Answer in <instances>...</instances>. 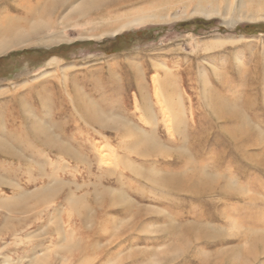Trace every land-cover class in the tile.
<instances>
[{
  "label": "rangeland",
  "instance_id": "1",
  "mask_svg": "<svg viewBox=\"0 0 264 264\" xmlns=\"http://www.w3.org/2000/svg\"><path fill=\"white\" fill-rule=\"evenodd\" d=\"M102 1L0 53V264H264V0Z\"/></svg>",
  "mask_w": 264,
  "mask_h": 264
},
{
  "label": "bare ground",
  "instance_id": "2",
  "mask_svg": "<svg viewBox=\"0 0 264 264\" xmlns=\"http://www.w3.org/2000/svg\"><path fill=\"white\" fill-rule=\"evenodd\" d=\"M93 1L95 0H49L47 2L46 0H33L30 3L24 0H17V7L20 8L19 10L21 11V16H13L11 14H8V12L6 11L7 14L0 18V53H3L8 49H12L13 47L19 44H23L26 41H30L29 39L36 37L41 38L42 35H46V33H49L50 30L52 31L50 35L51 37L57 36L60 33H65L64 31L67 26H75V24H77L73 23L69 25L68 23L70 18H72L73 16L74 18L79 16L87 17L91 14V9H94ZM140 1L144 2L146 0H108V2L105 3L102 7H100V9L95 14L99 17H107L112 12L123 10L129 5H135L137 3H140ZM8 2L9 0H0V6L8 4ZM62 5H64L62 8L65 9L58 16V19L61 21V23H63L61 24V26L63 27H60L59 30H55L54 21L49 20L47 16L49 13L51 14L57 7H60ZM3 11L5 10H1V12ZM147 18L148 17L145 16L137 18L135 16H132L131 14L129 15V18H126L124 16L123 23L119 26H116V31L113 34H116L127 27H131L132 25L142 24L143 21H145ZM73 30H75V28H73ZM56 137H58V135H56ZM11 138V134H3L0 137V144H3L5 146L9 145L11 143ZM58 145L59 148L62 147L63 149H65L64 144L58 143ZM69 151L70 150L67 149V151L65 152H68V154L72 155L76 159V154ZM178 151H180V149ZM152 152H143L142 156H155L152 154ZM259 157H261V159L256 160V162H254L253 159H251V161L254 166H256V168H261L264 170V152L261 153ZM252 158H254L253 155ZM78 159L79 158H77V160ZM193 168V171L197 172L199 176L198 178H196L193 173L191 175L185 173L179 174V172H173L172 174L167 173L165 175H168V177L164 178L161 183L158 182V187L163 186L164 189L174 192L176 194L180 192L184 194L193 195H204L208 192L210 195L213 194V192L216 190L214 188H216V181L218 178H213L212 176L206 177L203 171L201 170V167H195L194 165ZM45 182L46 181H44V183ZM222 184V186H219V190L221 191V193L223 195L229 194L228 191L230 190V188L228 187V184L232 185V180L229 179L228 184L226 181L222 180ZM233 192L241 196L242 199L244 198V194L239 188L234 187ZM246 199L250 204L257 200V198L253 197H247Z\"/></svg>",
  "mask_w": 264,
  "mask_h": 264
},
{
  "label": "trees",
  "instance_id": "3",
  "mask_svg": "<svg viewBox=\"0 0 264 264\" xmlns=\"http://www.w3.org/2000/svg\"><path fill=\"white\" fill-rule=\"evenodd\" d=\"M246 28H248V26H245L244 28H239L240 30H241V32H244V31H246ZM140 35H142V34H140ZM139 35V36H140ZM41 57H43V58H48V57H51V56H53V54H52V52H45V51H42V52H37ZM15 54H13V55H9L7 58H3V60H5V59H8V58H11V56H14Z\"/></svg>",
  "mask_w": 264,
  "mask_h": 264
}]
</instances>
